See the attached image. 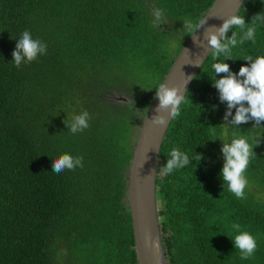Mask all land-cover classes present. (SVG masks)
I'll use <instances>...</instances> for the list:
<instances>
[{
	"label": "trees",
	"instance_id": "16d2710c",
	"mask_svg": "<svg viewBox=\"0 0 264 264\" xmlns=\"http://www.w3.org/2000/svg\"><path fill=\"white\" fill-rule=\"evenodd\" d=\"M213 1L0 0V264H136L125 196L136 134L193 32L183 22L198 24ZM154 7L164 10L158 27ZM260 12L264 0H245L239 14L247 24ZM25 30L47 51L15 67ZM233 31L231 59L208 56L161 145L156 191L168 264H264V121L226 125V102L212 84L225 75L214 62L237 73L249 66L244 57L264 56V23L255 42L241 44L243 32L227 36ZM83 111L89 127L72 134L66 125ZM240 137L254 153L243 199L220 176L222 142ZM173 148L190 163L161 176ZM65 153L83 157V167L53 173ZM245 231L257 243L247 260L232 241Z\"/></svg>",
	"mask_w": 264,
	"mask_h": 264
},
{
	"label": "clouds",
	"instance_id": "9594fccd",
	"mask_svg": "<svg viewBox=\"0 0 264 264\" xmlns=\"http://www.w3.org/2000/svg\"><path fill=\"white\" fill-rule=\"evenodd\" d=\"M243 5H240V7ZM223 19V23L216 27H209L204 35V40L210 46V51L214 61L223 55L224 60L231 59V49L238 43L237 33L232 32L231 37L227 33L234 27L239 28L243 35L239 43L244 41L255 42V33L257 23H264V12L254 15L249 23H245L244 17L239 14V9ZM153 27L160 26L165 21L164 10L153 8ZM206 24V17L202 18L197 24L190 20L183 22V27L187 31H196ZM47 45L39 39H33L31 33L25 30L17 40L15 49L12 52L13 66L20 67L21 64H27L37 59L38 55L46 54ZM249 66H241L237 73L231 72L229 65L223 62H214L212 68L215 74L223 73L219 79L215 78L212 82L213 87L218 90L221 102H226L227 109L224 115L226 125L238 126L248 121H254V127L261 126L264 121V56H258L255 59L249 55L244 57ZM155 97L158 98L156 115L152 117L154 126L163 127L166 124V117L162 114L167 113L170 119H175L180 115V105L185 100V93L179 88L169 87L165 83L159 84L155 88ZM245 102L247 106H245ZM235 108V114L232 109ZM231 117V120H228ZM91 119L87 111L72 118L70 125H66L72 134L83 131L89 127L88 121ZM169 121V120H168ZM167 121V123H168ZM259 143V141H257ZM246 138L240 137L232 139L231 142H222L221 153L224 163L220 171L223 185L226 184L228 190L236 198H245V188L248 186V180L244 173L249 166L250 157L254 154ZM163 168L160 170L161 176L171 174L175 169H180L190 163L189 157L178 148H173L169 153ZM201 154L196 155V159H202ZM143 162L141 163L142 166ZM77 167H83V157H73L70 154H62L53 159L51 169L55 174H60L64 170H75ZM154 171V170H153ZM153 174V173H152ZM239 228V225H234ZM233 246L239 249L241 259L247 260L253 256L257 248L255 238L248 232H240L235 235ZM147 243V241H146Z\"/></svg>",
	"mask_w": 264,
	"mask_h": 264
},
{
	"label": "water",
	"instance_id": "95a60500",
	"mask_svg": "<svg viewBox=\"0 0 264 264\" xmlns=\"http://www.w3.org/2000/svg\"><path fill=\"white\" fill-rule=\"evenodd\" d=\"M244 2L245 0H214L203 17H206V24L186 37L162 83L187 92L202 64L211 54L210 46L204 40L206 30L212 26H220L223 19L234 14ZM158 102L154 95L142 117L127 166L125 196L131 218L136 264H168L158 217L156 177L161 145L172 119L164 112L165 126L152 124V117L157 114Z\"/></svg>",
	"mask_w": 264,
	"mask_h": 264
},
{
	"label": "rangeland",
	"instance_id": "374dc122",
	"mask_svg": "<svg viewBox=\"0 0 264 264\" xmlns=\"http://www.w3.org/2000/svg\"><path fill=\"white\" fill-rule=\"evenodd\" d=\"M112 97H114L115 99H118V98L122 97V95H120L118 92H115V94L112 95Z\"/></svg>",
	"mask_w": 264,
	"mask_h": 264
}]
</instances>
